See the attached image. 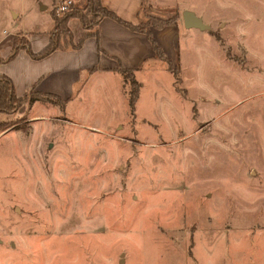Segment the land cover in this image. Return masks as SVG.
Masks as SVG:
<instances>
[{
	"label": "rangeland",
	"instance_id": "rangeland-1",
	"mask_svg": "<svg viewBox=\"0 0 264 264\" xmlns=\"http://www.w3.org/2000/svg\"><path fill=\"white\" fill-rule=\"evenodd\" d=\"M43 1H0V33L46 27ZM176 2L208 27L177 70L0 113V264H264V0Z\"/></svg>",
	"mask_w": 264,
	"mask_h": 264
},
{
	"label": "crops",
	"instance_id": "crops-1",
	"mask_svg": "<svg viewBox=\"0 0 264 264\" xmlns=\"http://www.w3.org/2000/svg\"><path fill=\"white\" fill-rule=\"evenodd\" d=\"M59 1L46 0L43 1L44 5L40 3V8L48 6L50 9V20L44 24L46 27L31 28L29 33L23 32L22 29L8 34L1 30L3 34L0 33V74L11 79L15 94L23 96L33 88L38 93L55 96L60 101L56 105L39 99L31 103L25 102L27 110L33 108L41 110L49 107L63 109L67 102L71 101L76 104L84 101L86 104L89 100L83 95L92 89L101 95L98 99L102 104L103 100H108L107 95L113 91L111 79L115 84L116 79L119 78L122 90L126 91L127 83L124 81L120 68L130 71L131 77L140 84V89L144 85L143 78L154 74L160 76L165 69L177 70V61L180 58L179 42L181 47L188 48L189 32L192 30L183 26L181 13L180 18H174L171 23L164 24L160 28L149 26V35L159 53L155 51L151 39L145 32L129 28L109 16H102L92 29L95 30V34L84 36L83 41L76 48L70 46L55 48L39 59L30 56L25 48H20L8 59L13 37L17 34L28 40V48L34 53L50 42L49 32L54 26L53 7L55 8ZM98 1L102 7L111 11L119 19L131 24H139L142 16L145 15L165 18L162 15L166 12L165 10L177 6L176 0ZM71 2L72 6L82 8L87 0H71ZM3 18L4 11L0 9V26L6 24L2 21ZM67 24L74 41L84 34L85 29L76 18H70ZM178 24L183 28L180 27L179 30ZM207 30L209 32V29ZM165 63L168 68L165 67ZM162 78L163 76L160 80H156L157 85L162 86L166 82V79ZM168 82L173 84L172 78ZM32 117L41 116L33 114Z\"/></svg>",
	"mask_w": 264,
	"mask_h": 264
},
{
	"label": "trees",
	"instance_id": "trees-1",
	"mask_svg": "<svg viewBox=\"0 0 264 264\" xmlns=\"http://www.w3.org/2000/svg\"><path fill=\"white\" fill-rule=\"evenodd\" d=\"M102 16H109L113 19H116L118 22L123 23L124 25L131 27L137 31L145 32L147 36L151 39L154 49L157 53H159L157 47L154 45L152 38L149 35L148 28H144L142 25L139 24H131L119 19L116 15H114L111 11L107 10L106 8L102 7L98 0H87L86 4L82 8H77L74 6H68L67 10L61 14H56L53 10L52 18H53V28L49 32V40L50 42L43 46L38 52L34 53L29 50L28 48V40L21 35H15L13 37V44L10 49L8 59L20 48H25L30 56L33 58L39 59L40 57L45 56L46 54L53 51L55 48L60 47H78L81 42L83 41L84 36L87 35H94L95 30H92L96 26V22ZM149 21V25L154 27L160 28L164 24L171 23L170 18H154L151 16H147ZM70 18H76L82 27L85 29L84 34L77 38L76 41L72 38V33L68 27V20ZM159 55V54H158ZM121 73L123 74L124 81L128 80L129 76V83L136 87V82L130 75V71L126 68H120ZM132 79V80H131ZM133 86L128 91V99L130 108H132L134 96H135V88ZM40 98L44 99H54L58 101V98L49 94L38 93L33 90V88L29 89L23 96H17L14 91V87H12V82L9 77L4 74H0V113H10L13 110H16V107L21 104V101H25L28 103L33 102V100H37ZM6 122V121H5ZM4 120L0 119V126H3Z\"/></svg>",
	"mask_w": 264,
	"mask_h": 264
},
{
	"label": "water",
	"instance_id": "water-1",
	"mask_svg": "<svg viewBox=\"0 0 264 264\" xmlns=\"http://www.w3.org/2000/svg\"><path fill=\"white\" fill-rule=\"evenodd\" d=\"M181 18L183 20V23L186 27H190L191 25L193 26H198L201 28H207L202 24V21L194 15L192 11L189 10H183L181 12Z\"/></svg>",
	"mask_w": 264,
	"mask_h": 264
},
{
	"label": "built area",
	"instance_id": "built-area-1",
	"mask_svg": "<svg viewBox=\"0 0 264 264\" xmlns=\"http://www.w3.org/2000/svg\"><path fill=\"white\" fill-rule=\"evenodd\" d=\"M72 2L71 0H60L56 5H55V10L57 14L63 13L67 10L68 6H71Z\"/></svg>",
	"mask_w": 264,
	"mask_h": 264
}]
</instances>
